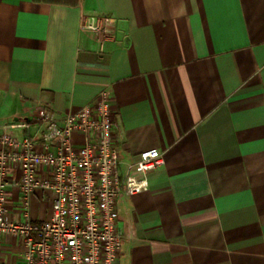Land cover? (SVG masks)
Listing matches in <instances>:
<instances>
[{"label": "crops", "instance_id": "crops-1", "mask_svg": "<svg viewBox=\"0 0 264 264\" xmlns=\"http://www.w3.org/2000/svg\"><path fill=\"white\" fill-rule=\"evenodd\" d=\"M95 16L111 18L104 34L82 26ZM104 90L122 172L143 151L165 157L119 200V264H264V0H0V135ZM54 198L33 194L32 221ZM22 252L6 235L3 260Z\"/></svg>", "mask_w": 264, "mask_h": 264}, {"label": "built area", "instance_id": "built-area-1", "mask_svg": "<svg viewBox=\"0 0 264 264\" xmlns=\"http://www.w3.org/2000/svg\"><path fill=\"white\" fill-rule=\"evenodd\" d=\"M111 23L108 16H95L82 26L104 34ZM115 114L113 96L104 90L63 119L40 108L12 125L26 130L24 136L0 135V264H119L124 242L119 200L124 192L148 190L149 174L165 157L156 148L143 151L123 173ZM39 189L55 193L53 213L49 220L32 221L31 198ZM13 190L20 193L19 217ZM8 234L23 248L10 262L3 260Z\"/></svg>", "mask_w": 264, "mask_h": 264}, {"label": "trees", "instance_id": "trees-1", "mask_svg": "<svg viewBox=\"0 0 264 264\" xmlns=\"http://www.w3.org/2000/svg\"><path fill=\"white\" fill-rule=\"evenodd\" d=\"M49 3H66V4H77L78 0H37Z\"/></svg>", "mask_w": 264, "mask_h": 264}]
</instances>
